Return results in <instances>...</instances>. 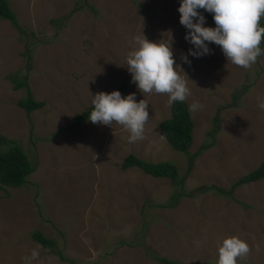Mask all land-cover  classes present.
<instances>
[{
  "label": "rangeland",
  "instance_id": "1",
  "mask_svg": "<svg viewBox=\"0 0 264 264\" xmlns=\"http://www.w3.org/2000/svg\"><path fill=\"white\" fill-rule=\"evenodd\" d=\"M8 2L17 18L0 17V134L24 149L35 170L24 186L0 182V264H25L33 249V264H164L159 257L216 264L231 235L250 249L238 264H264V178L232 187L264 161V54L243 68L209 44V54L184 63L192 45L180 0ZM168 31L190 89L186 101L202 105L191 111L189 153L160 132L171 116L167 94H143L126 66L136 36L160 40ZM13 78L30 88L16 89ZM122 86V95L149 103L143 139L130 143L116 122L66 127L92 107L95 93ZM29 89L44 106L28 112L19 101ZM130 154L171 161L182 185L124 168ZM38 230L55 245L36 241Z\"/></svg>",
  "mask_w": 264,
  "mask_h": 264
},
{
  "label": "clouds",
  "instance_id": "2",
  "mask_svg": "<svg viewBox=\"0 0 264 264\" xmlns=\"http://www.w3.org/2000/svg\"><path fill=\"white\" fill-rule=\"evenodd\" d=\"M201 9L212 14L215 26L206 25ZM178 12L179 22L187 29L184 38L192 45L181 57L184 63L191 64L189 56L199 58L209 54L212 51L209 44L218 45L227 62L243 68H249L264 54L260 47L264 38V25L260 24L264 0H180ZM167 33V38L160 40H150L144 34L136 36V47L128 52L126 66L132 82L143 94H167V103L172 105L185 101L190 89L173 55L175 38L171 31ZM148 105L144 98L137 101L135 93L122 95L119 89L99 91L93 95L88 119L94 124L123 125L130 133L131 143L143 139ZM200 107L198 102L188 105L189 111ZM258 107L264 109V99L259 97ZM217 251L216 264H238L239 258L245 257L250 249L245 239L231 235L222 240ZM38 255L33 249L25 257V264H33Z\"/></svg>",
  "mask_w": 264,
  "mask_h": 264
},
{
  "label": "trees",
  "instance_id": "3",
  "mask_svg": "<svg viewBox=\"0 0 264 264\" xmlns=\"http://www.w3.org/2000/svg\"><path fill=\"white\" fill-rule=\"evenodd\" d=\"M203 12L206 18L210 19L214 24L213 16L204 10ZM0 17L9 19L12 22H16V13L10 6L8 0H0ZM260 24L264 25V20L261 18ZM264 42L262 38L261 44ZM260 44V45H261ZM15 88L29 87L26 79L20 80L19 78H13ZM126 86L119 88L121 93L125 91ZM29 96L26 99L19 101L20 105L28 112L39 109L44 106V103L37 101L30 89L28 90ZM93 107V106H92ZM92 107L84 110L80 115L76 117L74 122L66 126L68 129H74L76 125H80L83 121L88 119V116L92 110ZM218 121V118H217ZM160 132L168 140V142L177 150L189 153L190 146L194 140V120L192 118L191 111L188 109L187 101H176L171 106V116L163 119L160 123ZM10 145L7 150H1L2 147ZM0 182L12 186H24L28 181V176L32 174L35 167L32 165L28 158V155L24 149L15 144L12 140L0 134ZM193 160V157H191ZM192 164V163H191ZM131 166H137L143 169V171L154 177L170 178L178 186L182 185V178L177 166L171 161L150 162L135 154H130L123 161V167L128 168ZM264 178V161L253 171L241 177L233 184V188L246 182H255ZM220 190V188H218ZM218 192V191H217ZM228 191L226 194H229ZM32 237L47 248H51L55 245V240L46 237L40 230L35 231ZM164 264H176L175 261L169 260L164 257H159Z\"/></svg>",
  "mask_w": 264,
  "mask_h": 264
}]
</instances>
